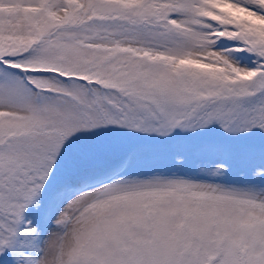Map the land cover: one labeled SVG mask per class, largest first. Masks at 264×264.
<instances>
[{
	"label": "snow or ice",
	"instance_id": "6c2138e0",
	"mask_svg": "<svg viewBox=\"0 0 264 264\" xmlns=\"http://www.w3.org/2000/svg\"><path fill=\"white\" fill-rule=\"evenodd\" d=\"M0 264H264V0H0Z\"/></svg>",
	"mask_w": 264,
	"mask_h": 264
}]
</instances>
